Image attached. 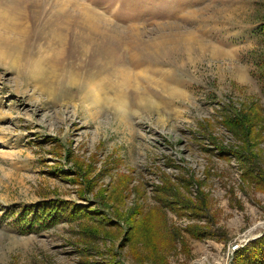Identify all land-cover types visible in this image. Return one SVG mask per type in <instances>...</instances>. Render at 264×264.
Returning <instances> with one entry per match:
<instances>
[{"label":"rangeland","instance_id":"1","mask_svg":"<svg viewBox=\"0 0 264 264\" xmlns=\"http://www.w3.org/2000/svg\"><path fill=\"white\" fill-rule=\"evenodd\" d=\"M262 22L264 0H0V264H264L236 257L264 237ZM56 199L95 215L16 225Z\"/></svg>","mask_w":264,"mask_h":264},{"label":"trees","instance_id":"2","mask_svg":"<svg viewBox=\"0 0 264 264\" xmlns=\"http://www.w3.org/2000/svg\"><path fill=\"white\" fill-rule=\"evenodd\" d=\"M260 32L262 35L261 44L264 45V22L260 26ZM257 69L259 79L264 83V54L259 55ZM229 122L233 125L237 124L239 127L247 125L246 119L240 121L231 119ZM91 213L95 215V211H90L87 207L77 206L62 199H56L23 206L20 217L15 223L20 226L26 224L24 230L32 233L35 222H40L44 227L51 228L63 220L74 221L79 218L81 220L84 218L92 219L93 216ZM246 254H249L254 259H258V262L264 263V237L256 243L250 244L248 247L240 250L236 257L242 259L245 258Z\"/></svg>","mask_w":264,"mask_h":264},{"label":"bare ground","instance_id":"3","mask_svg":"<svg viewBox=\"0 0 264 264\" xmlns=\"http://www.w3.org/2000/svg\"><path fill=\"white\" fill-rule=\"evenodd\" d=\"M2 29V28H1ZM10 43H13L14 44V42L13 41H9L7 38H4V36H1L0 35V60H6L7 58H8V55L6 54V52L4 51V48H10V45H12V44H10ZM5 44V46L4 47H1V45H4ZM9 45V46H8Z\"/></svg>","mask_w":264,"mask_h":264}]
</instances>
